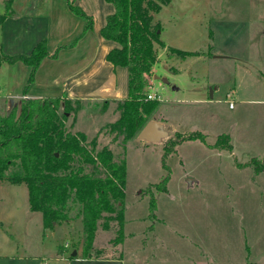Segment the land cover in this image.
<instances>
[{
  "label": "rangeland",
  "instance_id": "obj_1",
  "mask_svg": "<svg viewBox=\"0 0 264 264\" xmlns=\"http://www.w3.org/2000/svg\"><path fill=\"white\" fill-rule=\"evenodd\" d=\"M75 2L96 15L112 6ZM42 8L35 2L32 11ZM156 20L179 44L173 48L199 55L154 45L146 93L159 99L149 119L161 123L166 137L123 141L109 131L117 103L113 117L88 121V108L77 122L75 113L64 122L71 133L87 130L95 150L106 147L124 160L122 223L102 228L100 219L83 254L75 209L68 221L44 228L40 213L28 208L26 186L3 180L0 264H264V101H258L264 100V0H174ZM211 83L216 91L209 97Z\"/></svg>",
  "mask_w": 264,
  "mask_h": 264
},
{
  "label": "trees",
  "instance_id": "obj_2",
  "mask_svg": "<svg viewBox=\"0 0 264 264\" xmlns=\"http://www.w3.org/2000/svg\"><path fill=\"white\" fill-rule=\"evenodd\" d=\"M104 1L112 5L113 11L106 15L99 34L116 44L105 58L113 66L125 67L127 72L126 97L117 102L119 116L109 124V131L127 141L150 120L149 115L158 104L157 100L146 99V92L156 63L154 45H163L155 15L170 0ZM10 2L4 0L0 20L9 13ZM67 6L85 19L84 29L91 27V18L76 3L67 1ZM167 49L181 57L195 54ZM46 55V42L41 39L28 54L0 52V64L19 61L29 67L25 93ZM78 108L79 101L59 96H20L12 102L0 114V182L26 186L28 208L40 213L44 228L68 221L70 210L75 209L83 233L81 249L87 254L100 219L102 228L111 220L122 223L125 163L123 159L115 160L106 147L95 150L94 139L86 143L84 134L64 128L68 114ZM169 141L170 138L165 142ZM9 167L13 170L5 174Z\"/></svg>",
  "mask_w": 264,
  "mask_h": 264
},
{
  "label": "crops",
  "instance_id": "obj_3",
  "mask_svg": "<svg viewBox=\"0 0 264 264\" xmlns=\"http://www.w3.org/2000/svg\"><path fill=\"white\" fill-rule=\"evenodd\" d=\"M67 1L71 0H65V2L63 0H11L9 13L0 20V52L28 54L39 40L45 39L47 55L40 61L25 93L23 89L29 67L19 61L0 64L5 80L0 85V91H3L0 92V113L2 104L6 105L3 108L5 113L13 102L11 100L19 96H59L79 101V108L75 112L76 122L88 108L92 113V116L88 115L90 118L88 121L92 117L93 120L97 114L98 118L106 119L107 116L114 115V110L110 109L111 105L126 97L125 67L113 66L105 58L107 51L116 44L102 38L99 34L106 15L113 11V7L107 6L96 15L93 12L85 13L78 3L72 0L85 15L91 18V27L84 29L85 19L76 17L77 15L68 8ZM173 1L170 0L161 6L156 15L163 8H172ZM35 2H40V6L43 7L38 14L32 11ZM3 10L4 0H0V15ZM159 39L165 49L179 47V44H173L175 39L169 36L161 25ZM190 52L196 53V51ZM52 53L55 55L51 56ZM193 55L199 59L197 53ZM233 60L246 62L235 56ZM150 82L148 89L153 87L152 78ZM211 85L212 91L210 88L209 97L210 92L214 94L216 91L215 85L213 83ZM199 88L203 86L200 85ZM235 107L234 102V106L229 109L233 110ZM81 131L87 135V130Z\"/></svg>",
  "mask_w": 264,
  "mask_h": 264
},
{
  "label": "water",
  "instance_id": "obj_4",
  "mask_svg": "<svg viewBox=\"0 0 264 264\" xmlns=\"http://www.w3.org/2000/svg\"><path fill=\"white\" fill-rule=\"evenodd\" d=\"M164 80V78H162ZM210 97H212V93L210 92ZM11 101L15 102L16 98H13ZM167 135V131L162 128V125L154 120H148L143 127L139 130L136 135V138L140 141H145L149 143L159 142L162 138H165ZM187 183H190V179L186 180ZM72 255L75 254L73 251Z\"/></svg>",
  "mask_w": 264,
  "mask_h": 264
},
{
  "label": "built area",
  "instance_id": "obj_5",
  "mask_svg": "<svg viewBox=\"0 0 264 264\" xmlns=\"http://www.w3.org/2000/svg\"><path fill=\"white\" fill-rule=\"evenodd\" d=\"M146 99H152V100H158L159 96L154 92V93H146ZM228 105L229 107L234 106V100L232 99L231 95L228 96Z\"/></svg>",
  "mask_w": 264,
  "mask_h": 264
}]
</instances>
